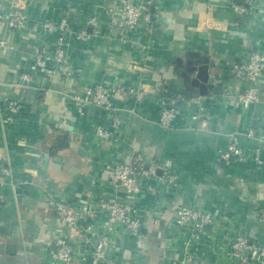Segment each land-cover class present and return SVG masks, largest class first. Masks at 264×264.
I'll return each mask as SVG.
<instances>
[{"label": "crops", "instance_id": "0c3cea01", "mask_svg": "<svg viewBox=\"0 0 264 264\" xmlns=\"http://www.w3.org/2000/svg\"><path fill=\"white\" fill-rule=\"evenodd\" d=\"M10 1L0 0V11H7ZM25 1L26 29L0 30V39L8 42L0 51V98L18 99L22 105L15 122L0 123V158L8 160L14 183L0 181V264H48L60 225L56 205L113 194L105 165L128 162L135 154L161 164L171 161L178 186L146 182L137 201L140 234L116 240L98 264H181L190 250L195 264H227L218 256L225 228L214 240L197 243L174 225L172 210L189 202L224 214L264 244V142L260 164L217 160L232 134L249 157L264 138V95L247 109L221 97L223 88L240 87L230 67L250 50L264 54V0H254L243 19L232 13V0H157L151 9L156 20L151 34L144 20L125 30L113 0ZM92 14L101 36L88 28L86 41L70 43L73 77L38 73L28 87L15 84L19 71L31 64L32 53L55 44V35L44 32L41 22L66 18L79 29ZM160 83L191 101L182 102L168 130L158 124L154 88ZM95 84L111 88L119 110L116 136L109 144L96 137L97 129L110 125L106 115L93 106L80 113L70 98L76 88ZM258 87L264 92V65ZM137 90L144 91L141 103L132 92ZM199 106L209 117L189 122ZM250 130L253 137L246 135ZM28 177V194L25 189L17 192ZM91 260L92 250L80 244L72 264Z\"/></svg>", "mask_w": 264, "mask_h": 264}, {"label": "built area", "instance_id": "2783aa9c", "mask_svg": "<svg viewBox=\"0 0 264 264\" xmlns=\"http://www.w3.org/2000/svg\"><path fill=\"white\" fill-rule=\"evenodd\" d=\"M157 5V0H113L114 11L119 15L127 31H132L144 20L148 24L147 33L154 30L156 20L152 19L151 9ZM254 8V0H232L230 9L234 16L245 18ZM25 0H11L7 11H0V30L23 31L28 24ZM41 29L48 34L55 35V44L52 49L43 47L35 50L31 55V64L22 68L15 84L28 87L34 77L40 73L45 76L73 77L74 67L68 59L70 43L87 40L90 28L94 36H101V28L95 15L87 17L85 26L74 29L66 18L59 21H44ZM8 47L5 38L0 39V51ZM264 65V54L259 50H250L243 60L230 67L231 74L238 80L240 87L232 91L228 87L222 89L221 97L224 100L234 99L243 109L258 103L264 92L258 87L259 78ZM163 84L155 85V92H160ZM111 88L104 84L84 85L76 88L71 94V100L77 105L78 112L93 106L99 108L109 119L110 127H101L96 131V137L105 144L111 143L116 136L118 108L111 97ZM137 103L144 98V91H132ZM177 99L159 97L160 109L158 124L164 129L173 128L175 118L181 112V96ZM197 100H195L196 102ZM191 101H186V103ZM181 103V104H180ZM22 105L18 99L0 98V123L6 126L15 122ZM209 114L202 106L188 117L189 122H200L207 119ZM248 137H253V130L248 131ZM264 138H259V144L254 147L249 157L239 145L237 134H232L224 150L217 153V160L225 165L233 162L251 160L260 164L261 144ZM0 181L12 183V170L8 160L0 158ZM171 161L159 163L148 160L141 154H135L128 162L106 164L108 173L107 185L112 186L113 194L102 195L92 200L79 198L75 204L59 203L56 205V214L59 226L58 234L48 250V264H72L76 250L84 244L92 250V260L87 264H98L107 258V250L116 240L125 234L138 236L141 230L140 210L137 201L143 185L148 181H164L167 188L175 189L178 186L177 177L171 171ZM174 225L189 233L194 242L215 239V233L225 228L226 240L219 245L218 256L220 262L227 264H264V244H260L238 228L234 221L224 214L207 210L197 202L178 205L172 210ZM260 219L264 223V209L260 211ZM196 255L187 251L181 264H195ZM222 260V261H221ZM85 261V258H82ZM130 264H137L131 262ZM173 264V263H168Z\"/></svg>", "mask_w": 264, "mask_h": 264}, {"label": "trees", "instance_id": "16d2710c", "mask_svg": "<svg viewBox=\"0 0 264 264\" xmlns=\"http://www.w3.org/2000/svg\"><path fill=\"white\" fill-rule=\"evenodd\" d=\"M156 95L158 96V97H164V98H167V99H179V98H177V97H181L182 95H180V94H177V93H173V92H171L168 88H167V86H162V88H161V90H160V92H156ZM184 98V97H183ZM185 99V98H184ZM181 104V103H180Z\"/></svg>", "mask_w": 264, "mask_h": 264}, {"label": "water", "instance_id": "95a60500", "mask_svg": "<svg viewBox=\"0 0 264 264\" xmlns=\"http://www.w3.org/2000/svg\"><path fill=\"white\" fill-rule=\"evenodd\" d=\"M202 69L205 70L206 67H204ZM205 79H206V77L201 79V80L204 81ZM30 181H31V179H30V177H28L27 181L24 184H22L20 187L16 188V191L17 192H21L23 189H25V194H28L27 188L29 187L28 184H29Z\"/></svg>", "mask_w": 264, "mask_h": 264}]
</instances>
